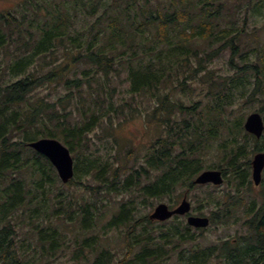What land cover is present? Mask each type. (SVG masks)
<instances>
[{
  "label": "trees",
  "instance_id": "1",
  "mask_svg": "<svg viewBox=\"0 0 264 264\" xmlns=\"http://www.w3.org/2000/svg\"><path fill=\"white\" fill-rule=\"evenodd\" d=\"M251 12L264 18V0H25L0 13V264L65 255L66 236L39 224L58 179L48 160L28 147L42 138L71 153L74 177L66 186H82L103 210L105 198L119 202L101 231L102 237L120 233V258L99 235L83 236L103 220V210L85 197L54 200L64 206L54 219L80 221L73 264H154L174 256L178 264H264V180L253 196L248 159L264 153V134L256 139L243 129L248 110L264 121V38L248 29ZM222 56L227 73L216 75L210 67ZM196 86L197 101L191 98ZM50 88L66 93L53 100L40 94ZM239 101L245 111L237 117ZM138 105L145 129L153 125L156 132L139 148L142 159L134 149L121 155L116 139L105 149L92 141L94 132L114 134L141 115ZM213 147L217 163L206 165ZM213 169L229 189L219 196L222 204L208 194L207 208L219 209L210 223L228 224L236 216L244 234L200 246L182 217L158 223L138 215L149 199L174 205L198 186V174ZM80 175L91 182H78ZM21 213L38 236L41 250L33 258L30 245L14 240Z\"/></svg>",
  "mask_w": 264,
  "mask_h": 264
},
{
  "label": "rangeland",
  "instance_id": "2",
  "mask_svg": "<svg viewBox=\"0 0 264 264\" xmlns=\"http://www.w3.org/2000/svg\"><path fill=\"white\" fill-rule=\"evenodd\" d=\"M25 0H0V13L9 11V12H13L15 10L18 9L19 7V3L23 2ZM41 2L47 1V0H39ZM54 1H60V0H54ZM45 5H47V3H45ZM241 16V15H240ZM242 19V18H241ZM242 22V20H241ZM248 23V29H257L259 30V32H257V36L262 40L264 38V18H260L257 17L253 12L249 13V19L247 21ZM212 68V70L214 71V73L216 75L219 74H224L227 73V66H226V57L219 58L217 60H215L212 64V66L210 67ZM47 93L50 94L49 99L53 100L56 99L58 96L65 94L66 92H64L62 89H58V91H52V88H50L49 90H41L40 94L41 95H46ZM200 89L199 87H195V91L192 93L191 98L195 101L200 100ZM184 101V103H189L191 102L190 99L183 97L182 99ZM139 102V101H137ZM140 104H146L144 101H140ZM190 104V103H189ZM139 110L141 111V115L137 114V117H133L131 118V120H128L126 123H124L123 125H121L120 128L117 127V129L114 131V134L103 131V130H99L98 132H94V134H91L90 137L92 139V141L96 142L97 144L101 145L102 148L104 147V149L106 147H110V145L108 144V141L110 140H114L116 139L117 142H119L122 147V153L121 155L124 153H126V151H128L129 149H134L135 153L133 154L134 157L142 159L143 155L140 152L142 145L144 143L148 144L150 142H152V139H155V127L153 125H149L147 126V130L145 129V125L143 123V121L145 120V112L144 109L141 105H138ZM235 109V116H239L240 114H242L245 111L244 106L242 105V102H238L235 104L234 106ZM152 110V106L150 108H148V112H150ZM255 109H251L248 110L244 113V119L251 113L255 112ZM245 121V120H244ZM264 141V140H263ZM101 143V144H100ZM254 143L250 140V143L248 144V147L253 146ZM119 148V147H118ZM117 148V149H118ZM140 148V150H139ZM116 151V149H115ZM114 151V152H115ZM216 152L215 148L213 147L212 151H211V156L207 157L206 159V165H210L211 163H217V158L216 155H213L212 152ZM113 152V153H114ZM209 153V152H208ZM144 154V153H143ZM255 153H252L249 155L248 159L251 161L252 157L254 156ZM213 155V156H212ZM133 157V158H134ZM210 159V160H209ZM251 171V170H250ZM264 180V171L262 173V182ZM79 181H82L84 183H88L91 182V180H87V178H84L82 175H80ZM260 187V186H259ZM259 187H252L253 191H250L252 193L253 196L258 195V188ZM228 187L227 184L224 182L223 185L221 186H217L214 187L212 185H204V186H197L196 188H194L193 190H190L188 192H183L182 195H180L179 197L174 199V205L170 204L172 203L170 200H168L167 198H163V199H149L150 204L141 207V209L139 210V214L138 215H150L152 210L154 209L155 206H157L160 203H164L166 205H169L170 207L174 208L175 206H177L182 198L184 196L187 197V200L190 202L191 204V210H192V214L197 215V216H204L207 218H210L209 216H211V213L213 214H218V207H217V211L209 206L207 208L206 202L208 200V194H212V196H216L217 199L219 198V196H221L222 194H224L226 191H228ZM85 189H83L82 186L78 185L77 183L75 184H71L69 186L63 185L59 179H56V183L55 185L51 188V195L47 196V198H45L44 200H46V204L47 206L45 207V210L42 211L41 216H45L46 219L42 220V218L39 219V224L42 228H57V230L59 232H61L62 234H64L65 237V242L66 247L67 248H63L65 255H58V257H60L59 259H47V258H42V260L39 263H35V264H73L69 259L72 253V250L75 247V240L74 237L76 235H81L80 231H82L80 229L79 226V219H77L76 221L70 223L66 220L61 219L56 220L54 219V213L56 210H58L59 207L64 208V206L59 205L58 202L54 201L56 198L60 201H63L64 203L67 202L68 199L70 198H74L75 201H79V199L81 197H85L86 199L89 200L90 203H94L95 206L98 209L103 210V208L101 207V203L99 198L94 197L92 195H89L87 193H85ZM122 197H117L115 198L116 201L121 200ZM47 199L53 200V201H47ZM56 199V200H57ZM225 201L224 198L223 200L221 198H219L217 200L218 203L222 204V202ZM105 202L109 205L107 209H104L102 212L103 214H105V217L103 218V220H99L97 223V226H95L94 230L92 232H90L89 230H87L86 232H84L83 236H90V235H99L100 236V240L102 242L103 245L107 246L110 248V251L115 255V257L120 258L125 251L121 250V247H123L124 245H122V242L120 241V233L116 230H113L112 232L108 233L107 236H103L102 237V231H101V227L102 224L105 222L106 219L111 218V216L116 213V209L119 206V202H110L108 198H105ZM202 206V207H201ZM198 207H201L202 209V213L199 214V212H194V210ZM76 206H73L71 210H76ZM194 209V210H193ZM59 212V211H57ZM70 212V211H69ZM97 215L100 214V212H94ZM77 214V213H76ZM241 213H239L237 215V217H240ZM182 219L184 222L186 221L185 217L180 218ZM236 220V216L234 217V219H232L228 224H211L207 227V229L205 230H195L192 228V232H194L195 236H197V243L200 246H206L209 244H214L217 243L218 241H223L226 239H233L235 237H239L240 235L244 234V228L242 227V223L243 220H239V221H235ZM20 226L19 227H15V223L12 222L11 224L14 223L13 225V229L15 231V235H14V240L16 243L21 244V242H26L25 245H30L31 246V258H33L34 256H36V253L40 252V246L37 244V239L38 236L37 234L34 232V228L32 226H27L31 221L28 220V214L24 215L22 218V213H21V217H20ZM51 221V222H50ZM158 227L157 224H155L153 226V228ZM36 231V230H35ZM37 246V247H36ZM65 246V245H63ZM86 254L90 257L91 255L88 253V251H86ZM79 264H84V263H79ZM154 264H178V261H176V257H171L170 259H164L162 261H158Z\"/></svg>",
  "mask_w": 264,
  "mask_h": 264
},
{
  "label": "water",
  "instance_id": "3",
  "mask_svg": "<svg viewBox=\"0 0 264 264\" xmlns=\"http://www.w3.org/2000/svg\"><path fill=\"white\" fill-rule=\"evenodd\" d=\"M243 128L248 134L253 135L256 139H260L264 132V121L261 115L257 112L249 114L245 119ZM28 146L50 162L62 183L66 184L73 178V159L69 150L62 143L55 139L42 138L29 143ZM251 167L252 182L255 186H258L261 182V175L264 169V153L260 152L253 156ZM193 183L195 185L211 184L220 186L223 184L222 173L219 170L203 171L197 175ZM190 212L191 205L186 197H184L174 209H170L164 203L158 204L149 215V219L151 221L164 222L173 216L188 215L186 218L188 226L195 229H205L208 227L209 219L207 217L190 215Z\"/></svg>",
  "mask_w": 264,
  "mask_h": 264
},
{
  "label": "bare ground",
  "instance_id": "4",
  "mask_svg": "<svg viewBox=\"0 0 264 264\" xmlns=\"http://www.w3.org/2000/svg\"><path fill=\"white\" fill-rule=\"evenodd\" d=\"M186 197V196H185Z\"/></svg>",
  "mask_w": 264,
  "mask_h": 264
}]
</instances>
